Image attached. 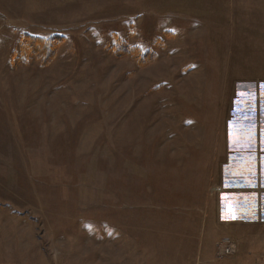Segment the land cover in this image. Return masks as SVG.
Listing matches in <instances>:
<instances>
[{"label": "rangeland", "instance_id": "obj_1", "mask_svg": "<svg viewBox=\"0 0 264 264\" xmlns=\"http://www.w3.org/2000/svg\"><path fill=\"white\" fill-rule=\"evenodd\" d=\"M0 264H264V0H0Z\"/></svg>", "mask_w": 264, "mask_h": 264}, {"label": "trees", "instance_id": "obj_2", "mask_svg": "<svg viewBox=\"0 0 264 264\" xmlns=\"http://www.w3.org/2000/svg\"><path fill=\"white\" fill-rule=\"evenodd\" d=\"M60 36H54L50 39H42V38H38V37H34V36H27V39L30 40V42L33 43V45H31V51L36 53L38 52L39 54L45 53V52H49V55L51 53V48L53 47L54 43L57 42L58 40H60ZM41 48L43 49H40ZM37 49V50H36ZM130 51L135 52L138 54V56H140V60L146 61V58H148V56L151 54L150 52H143L141 50H139L138 48L136 49H131L129 48ZM121 52V50H120ZM136 54V55H137Z\"/></svg>", "mask_w": 264, "mask_h": 264}, {"label": "built area", "instance_id": "obj_3", "mask_svg": "<svg viewBox=\"0 0 264 264\" xmlns=\"http://www.w3.org/2000/svg\"><path fill=\"white\" fill-rule=\"evenodd\" d=\"M216 191L217 193L222 192V189L218 188L216 189ZM237 249H238L237 243H235L234 241H227L226 244L220 248V253L224 257L232 256L233 254L236 253Z\"/></svg>", "mask_w": 264, "mask_h": 264}]
</instances>
